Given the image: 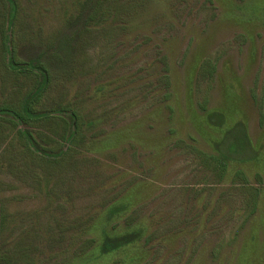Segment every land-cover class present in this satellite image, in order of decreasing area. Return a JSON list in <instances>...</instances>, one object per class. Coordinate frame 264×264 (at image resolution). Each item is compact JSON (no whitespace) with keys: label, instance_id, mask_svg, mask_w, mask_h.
Masks as SVG:
<instances>
[{"label":"rangeland","instance_id":"obj_1","mask_svg":"<svg viewBox=\"0 0 264 264\" xmlns=\"http://www.w3.org/2000/svg\"><path fill=\"white\" fill-rule=\"evenodd\" d=\"M85 2L19 0L20 58L56 49L81 26ZM171 6L167 17L155 11L141 16L136 30L109 26L81 37L75 78L65 88L58 84L54 94L77 100L102 139L83 151L93 159L54 172L52 198L44 175L39 181L32 165L16 156L12 129L0 126V205L11 216L0 255L18 240L20 264H101L81 253L88 225L72 224L120 199L151 239L111 254L104 264H264V0H175ZM1 53L0 105H18L33 80L9 69ZM166 62L176 136L186 144H167ZM211 113L217 121H210ZM238 122L257 157L233 161L222 181L198 149L216 152ZM37 131L51 145L53 133L62 134L53 123ZM237 169L247 182H233Z\"/></svg>","mask_w":264,"mask_h":264},{"label":"trees","instance_id":"obj_2","mask_svg":"<svg viewBox=\"0 0 264 264\" xmlns=\"http://www.w3.org/2000/svg\"><path fill=\"white\" fill-rule=\"evenodd\" d=\"M175 0H86L84 7L87 11L80 27L72 31L62 40H59L57 48L40 51L28 59H22L18 55L19 40L16 38L15 24L19 11V0H0V51L4 64L17 73H22L33 80V85L23 95L18 105H10L3 102L0 105V126L2 129H12L15 142L16 156L22 158V165H32V173L38 176L44 175L45 192L52 198L53 185L50 182L54 172L67 167L74 169L79 159H93L84 154L90 152L89 148L95 146L96 141L101 140V135L92 131L93 120H86L85 113L78 108L77 100H65L56 97L54 89L59 84L64 88L66 83L75 78L78 67L80 39L86 33L97 30H106L111 27L114 30H124L132 25L133 30L142 25L141 20L147 12L155 11L156 15L167 17ZM163 78L167 90L164 92V105L167 109V144L187 143L182 137L176 136L177 129L174 126L175 108L172 104L173 91L170 66L166 62ZM216 114H210L212 122L218 120ZM263 117V113L261 114ZM221 118V117H219ZM57 124L61 128V135L55 133V143L52 145L47 141L52 139L39 135L37 129L46 124ZM109 133V132H108ZM105 133V136L108 135ZM51 136V133H49ZM189 137H192L189 135ZM114 135L106 138L112 142ZM192 139V138H191ZM13 140V141H12ZM17 141V142H16ZM191 145V144H190ZM194 145V144H193ZM193 148L197 149V147ZM203 154L207 165L215 172L219 180H225L230 172V166L235 160L248 161L255 159L257 153L251 143L246 126L243 122L236 123L229 128L216 144V152H205ZM111 152V151H109ZM112 151L110 154H113ZM26 161H29L27 163ZM70 166V167H69ZM242 178L247 182L244 170L237 169L233 176ZM57 183L55 182V186ZM258 190L255 189L252 197V213L256 209ZM67 198L72 196V189L68 187L65 191ZM128 203L115 200L112 204L95 211L86 219L76 221L72 225H88L83 228L82 233L88 234L81 246V253L88 260L102 263L111 254L125 251L129 246L136 244L144 238L148 243L151 234L144 237V226L140 218L135 214L127 212ZM0 205V236L5 231L10 217L3 213ZM62 225V224H61ZM16 242L11 244V249H6L0 255L1 264H20L18 254L20 246ZM24 249V248H23ZM18 250V251H17ZM78 250V251H80ZM18 253V254H17ZM80 255V257H83ZM24 259V258H22ZM81 259V258H80Z\"/></svg>","mask_w":264,"mask_h":264}]
</instances>
